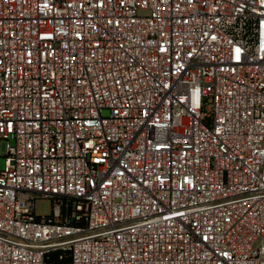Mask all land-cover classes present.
Segmentation results:
<instances>
[{"label": "built area", "instance_id": "1", "mask_svg": "<svg viewBox=\"0 0 264 264\" xmlns=\"http://www.w3.org/2000/svg\"><path fill=\"white\" fill-rule=\"evenodd\" d=\"M1 158L0 264H264V0H0Z\"/></svg>", "mask_w": 264, "mask_h": 264}, {"label": "rangeland", "instance_id": "2", "mask_svg": "<svg viewBox=\"0 0 264 264\" xmlns=\"http://www.w3.org/2000/svg\"><path fill=\"white\" fill-rule=\"evenodd\" d=\"M5 165V160L3 158L0 159V168H3ZM36 211L37 214L42 216H46L51 214L52 212V201L51 200H37L36 201Z\"/></svg>", "mask_w": 264, "mask_h": 264}]
</instances>
